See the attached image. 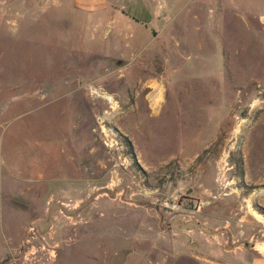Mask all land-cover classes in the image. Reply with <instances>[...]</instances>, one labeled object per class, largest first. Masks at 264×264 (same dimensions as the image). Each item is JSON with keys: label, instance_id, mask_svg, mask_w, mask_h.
<instances>
[{"label": "rangeland", "instance_id": "1", "mask_svg": "<svg viewBox=\"0 0 264 264\" xmlns=\"http://www.w3.org/2000/svg\"><path fill=\"white\" fill-rule=\"evenodd\" d=\"M110 12L0 0V264L264 258V0Z\"/></svg>", "mask_w": 264, "mask_h": 264}, {"label": "crops", "instance_id": "2", "mask_svg": "<svg viewBox=\"0 0 264 264\" xmlns=\"http://www.w3.org/2000/svg\"><path fill=\"white\" fill-rule=\"evenodd\" d=\"M171 2L176 3V0H71L74 8L89 13L109 10L114 17L131 21L151 30L154 28L151 27V23L162 19L165 6L168 8ZM250 264H264V258L253 257Z\"/></svg>", "mask_w": 264, "mask_h": 264}, {"label": "bare ground", "instance_id": "3", "mask_svg": "<svg viewBox=\"0 0 264 264\" xmlns=\"http://www.w3.org/2000/svg\"><path fill=\"white\" fill-rule=\"evenodd\" d=\"M105 98L110 102L113 103V98L109 95L105 96Z\"/></svg>", "mask_w": 264, "mask_h": 264}, {"label": "trees", "instance_id": "4", "mask_svg": "<svg viewBox=\"0 0 264 264\" xmlns=\"http://www.w3.org/2000/svg\"><path fill=\"white\" fill-rule=\"evenodd\" d=\"M133 157H135L134 154H133Z\"/></svg>", "mask_w": 264, "mask_h": 264}]
</instances>
